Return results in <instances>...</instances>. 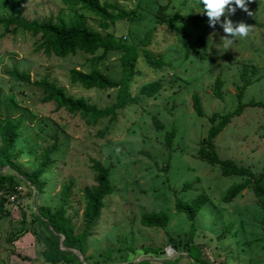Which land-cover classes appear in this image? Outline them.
<instances>
[{
    "label": "rangeland",
    "instance_id": "rangeland-1",
    "mask_svg": "<svg viewBox=\"0 0 264 264\" xmlns=\"http://www.w3.org/2000/svg\"><path fill=\"white\" fill-rule=\"evenodd\" d=\"M102 1L137 9L140 15L119 20L106 30L99 17L85 9H73L63 0H28L24 14L30 19L83 18L90 28L104 34L114 32L116 39L126 44L138 42L156 24V0ZM246 4L247 12L237 9L229 19L234 25L247 22L249 33L227 49L226 34L219 25V31L202 23L188 32L189 48L173 31L159 25L147 47L156 57L163 56L166 64L154 67L142 54L129 86L138 100L119 108L115 121L104 118L96 123L44 103V91L34 82L49 77L70 95L83 96L99 108L110 106L117 101L118 88L86 90L72 84L70 71L98 69L118 81L122 52L111 51L96 62L93 58L99 57L101 50L96 55L47 56L35 51L32 37L6 33L0 27V124L8 118L21 121L23 135L17 149L24 151L19 163L33 170L45 150L55 142L58 146L51 154L54 163L41 178L43 193L35 195L24 181H18L14 193L8 185L0 184V196L7 200L0 217V264H224L225 258L226 264H264L259 199L247 188L231 202L224 201L227 190L244 179L223 175L219 165L203 161L198 154L211 126L209 117L217 113L221 118L235 110L243 88L244 103L264 102V0ZM189 6L201 12L197 3ZM189 6L185 2L182 12L187 13ZM11 13L6 1L0 0V16ZM14 68L29 72L32 81L11 77L8 72ZM217 77L224 81L221 99L214 95ZM154 81L162 83L160 92L143 95L141 86ZM194 93L201 98L203 117L194 110ZM154 117L164 125L162 129ZM174 128L176 135L170 146L166 133ZM215 144L221 158H232L264 174V108L246 106L220 132ZM91 158L111 166L114 192L106 198L102 216L86 240V252L63 246L77 255L66 261L38 245L35 232L44 237L49 233L37 223L35 212L41 205L57 210L63 187L72 184L68 216L79 234L85 227L83 190L96 183ZM1 173L12 171L5 167ZM200 194L210 200L198 214L190 238L191 222L176 211L175 203L178 198L191 201ZM152 211L170 215L167 227L141 224L142 213Z\"/></svg>",
    "mask_w": 264,
    "mask_h": 264
},
{
    "label": "trees",
    "instance_id": "trees-1",
    "mask_svg": "<svg viewBox=\"0 0 264 264\" xmlns=\"http://www.w3.org/2000/svg\"><path fill=\"white\" fill-rule=\"evenodd\" d=\"M5 1L12 13L9 16H0V27L4 28L6 33L11 32L13 35L21 34L32 37L34 49L37 53L66 58L77 55L80 52L96 55L101 50V55L93 58V61L96 62L107 56L111 51L118 50L122 52V74L118 81L113 80L98 69L84 71L74 68L70 71L72 84L80 85L86 90L118 88L117 101L110 106L99 108L83 96L75 97L70 95L64 87L60 86L56 81H52L49 77H43L34 82L44 91V103H53L56 106V110L65 109L93 123L104 118L115 121L119 108L126 107L130 102L138 100L129 92V86L135 74L137 61L142 54L148 57V63L154 67H162L166 64L163 56L156 57L147 47L153 43L155 32L159 25H165L173 31L183 46L189 48L188 32L198 28L202 23H207V17L203 11L196 13L194 7L189 6L191 3H197L199 7V0H165V3L156 0L155 4L157 6L154 16L156 24L149 28L138 42L126 44L118 41L114 32L108 31L104 34L90 28L83 18L67 20L64 16H57L55 18L30 19L24 14L25 4L28 0ZM63 1L73 9L77 7L85 9L99 17L101 19V27L106 30L110 24H114L119 20H133L140 15L137 9L127 10L116 3L102 0ZM252 1L246 0V2ZM185 2L189 6L187 13L182 12ZM214 29L219 31L217 25ZM8 74L17 81L27 83L32 81L29 72L20 71L17 68L9 71ZM223 85L224 81L221 77H217L214 95L220 99L223 97ZM161 89L162 83L159 81L141 86V92L146 96H155ZM244 89L238 94L239 103L235 110L221 118H219L217 113L209 117L211 126L207 136L201 141L198 154L203 161L219 165L223 175H240L244 179L239 183L233 184L227 190L224 201L231 202L247 188L253 189L263 210L262 226L264 230V174L256 173L251 168L237 163L232 158H221L215 144L216 137L220 132L224 130L235 116L240 115L246 106L264 108L263 101L251 100L249 103H244L242 101ZM192 98L196 114L200 117L205 116L199 94L194 93ZM153 121L159 129L164 127L156 117L153 118ZM22 135L21 121L8 118L4 124H0V184L8 185L10 191L14 193L17 192L18 181H24L33 188L35 195H39L43 193L45 186L41 178L45 175L50 165L54 163L51 154L58 146L55 142L51 149L45 150L36 168L30 170L25 168L24 164L19 163L24 150L17 149V143ZM175 135V128L167 131L166 141L168 145H172ZM5 167H8L12 173L3 175L1 170ZM91 167L95 173L96 183L91 187H85L83 190L85 227L79 234H75V225L68 216L72 184H66L63 187L62 203L57 210H53L51 206L41 205L37 207L35 212L37 223L43 225L49 233L47 237H44L40 231L35 232L38 245L54 254L55 257H61L66 261L74 259L77 255L72 249L64 250L62 247H77L82 254L86 252V240L102 216V212L106 207V198L114 192V186L111 182V166L105 165L100 159L91 158ZM209 200L210 198L206 194H200L191 201L180 198L176 200V211L184 213L191 222L190 238L196 230L195 220ZM6 203V198L0 196V217L5 212ZM23 219H25L24 215ZM140 221L146 227L165 228L170 221V215L165 211L145 212L142 213ZM62 239L63 242H61ZM152 250L158 251L157 249ZM163 254H166L165 250ZM226 261L227 258H225L224 264H226Z\"/></svg>",
    "mask_w": 264,
    "mask_h": 264
},
{
    "label": "clouds",
    "instance_id": "clouds-1",
    "mask_svg": "<svg viewBox=\"0 0 264 264\" xmlns=\"http://www.w3.org/2000/svg\"><path fill=\"white\" fill-rule=\"evenodd\" d=\"M200 9L207 17L209 27L215 28L216 25L222 29L226 39L225 48L232 44L237 38H244L249 33L248 24L243 21L233 23L229 19L230 14H234L237 9L247 12L246 0H199ZM202 6V8H201ZM223 16V20L221 17Z\"/></svg>",
    "mask_w": 264,
    "mask_h": 264
},
{
    "label": "built area",
    "instance_id": "built-area-1",
    "mask_svg": "<svg viewBox=\"0 0 264 264\" xmlns=\"http://www.w3.org/2000/svg\"><path fill=\"white\" fill-rule=\"evenodd\" d=\"M171 250H173L171 247H170Z\"/></svg>",
    "mask_w": 264,
    "mask_h": 264
},
{
    "label": "water",
    "instance_id": "water-1",
    "mask_svg": "<svg viewBox=\"0 0 264 264\" xmlns=\"http://www.w3.org/2000/svg\"><path fill=\"white\" fill-rule=\"evenodd\" d=\"M85 264H87L86 262H84Z\"/></svg>",
    "mask_w": 264,
    "mask_h": 264
}]
</instances>
